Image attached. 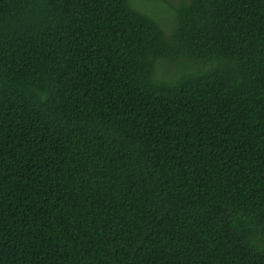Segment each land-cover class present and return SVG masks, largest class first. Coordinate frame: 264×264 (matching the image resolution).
<instances>
[{"label": "trees", "instance_id": "trees-1", "mask_svg": "<svg viewBox=\"0 0 264 264\" xmlns=\"http://www.w3.org/2000/svg\"><path fill=\"white\" fill-rule=\"evenodd\" d=\"M0 264H264V0H0Z\"/></svg>", "mask_w": 264, "mask_h": 264}, {"label": "rangeland", "instance_id": "rangeland-1", "mask_svg": "<svg viewBox=\"0 0 264 264\" xmlns=\"http://www.w3.org/2000/svg\"><path fill=\"white\" fill-rule=\"evenodd\" d=\"M138 3H140V0H137ZM145 6H147V4L145 3ZM193 64L189 63V62H181L179 63V65H174L173 68H171L170 66L165 69V73L169 75H174L175 77H179L181 75L187 74L190 70H192L193 68Z\"/></svg>", "mask_w": 264, "mask_h": 264}]
</instances>
